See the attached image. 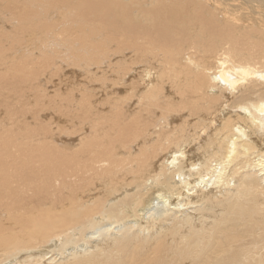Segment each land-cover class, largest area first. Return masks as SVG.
<instances>
[{
    "label": "bare ground",
    "instance_id": "bare-ground-1",
    "mask_svg": "<svg viewBox=\"0 0 264 264\" xmlns=\"http://www.w3.org/2000/svg\"><path fill=\"white\" fill-rule=\"evenodd\" d=\"M67 64L72 147L5 96ZM0 264H264V0H0Z\"/></svg>",
    "mask_w": 264,
    "mask_h": 264
},
{
    "label": "rangeland",
    "instance_id": "rangeland-1",
    "mask_svg": "<svg viewBox=\"0 0 264 264\" xmlns=\"http://www.w3.org/2000/svg\"><path fill=\"white\" fill-rule=\"evenodd\" d=\"M220 19H222V16L220 17ZM8 66L3 67L2 74H6L5 67H8ZM60 66H61V70H59L60 72L57 74L58 76L55 75L56 77L54 75H53L54 77L53 76L50 77L48 74H45L40 77V80L35 82L36 85H34L33 87H30L29 84L27 86L21 85V88L23 89L22 92H26L25 95L23 94L24 96L20 93L14 94L13 92H8V95H5V96H9L8 97L9 99H7V102L9 101L8 103L12 102L13 104H15V107H17V110H19L22 105L26 106L27 108L26 110L29 111L28 116L30 117L31 129L33 128L34 130H36V129H39L40 127L50 128L51 130L53 129L55 130L54 139L56 143L60 145L65 142L71 143L67 145V147H72L73 143L75 144L79 143L80 139L82 138L80 136H84L85 134L84 132L75 133V135H72V136L68 134L67 136L63 135L61 130H60L62 133L61 136H60V132L57 133L58 132L57 129L60 125L59 124L60 121H65L66 123L68 122L69 124L71 123L70 119L72 118L74 114V111H73L74 108L72 110V104L69 103L71 101V99L69 100V98L71 97V94H74L76 99L78 98L80 99L79 97L80 92L78 93L77 91L83 90L87 86L85 89H87L88 91L87 90L85 91L84 89L83 92L84 91L86 93L89 92V94H91L92 92V95L94 96V101L98 105L97 107H98L99 112H102L105 114V113H108V111L111 109L113 100H121L123 98L124 87L122 85L112 84L111 82L114 81V78L113 77L111 78L110 74H109V77L111 79H110V82H108L109 85L102 86L101 84L95 81L94 82L90 81L92 84H89L88 86L87 84L90 82H88L87 74L85 75L83 70L81 69L77 70L75 67H72L71 65H68V64L60 65ZM105 68L106 67L103 66V69ZM91 89H94V90L90 92ZM71 91L72 93H70ZM67 95H69V97ZM57 96H59L58 98H60V100H62L63 98L65 99V100H62L63 101L62 108L60 106L61 101L57 99ZM81 96H82V93H81ZM66 99H68V101ZM54 101H57V103ZM17 103L20 106H17ZM25 106L23 107V109H25ZM34 115L36 118L34 117V119H32ZM72 132L73 130H68V133H72Z\"/></svg>",
    "mask_w": 264,
    "mask_h": 264
}]
</instances>
